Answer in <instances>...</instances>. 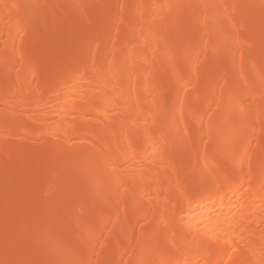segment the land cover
<instances>
[{
    "label": "bare ground",
    "instance_id": "bare-ground-1",
    "mask_svg": "<svg viewBox=\"0 0 264 264\" xmlns=\"http://www.w3.org/2000/svg\"><path fill=\"white\" fill-rule=\"evenodd\" d=\"M11 190L6 264H264V0H0Z\"/></svg>",
    "mask_w": 264,
    "mask_h": 264
},
{
    "label": "rangeland",
    "instance_id": "rangeland-1",
    "mask_svg": "<svg viewBox=\"0 0 264 264\" xmlns=\"http://www.w3.org/2000/svg\"><path fill=\"white\" fill-rule=\"evenodd\" d=\"M167 29L166 30H168V27H166ZM50 41H52L51 39H50ZM211 54H213V53H211ZM216 54V53H215ZM212 56H215L214 54L212 55ZM18 118V117H17ZM105 127V126H104ZM110 128H112V126L111 125H109V126H107V127H105L104 128V130H109ZM33 149H34V152H35V154L38 156V155H42L45 151H44V145L41 143V142H39V141H36V142H34V145H33ZM36 164H32V165H29V166H26L25 168H21V167H17V166H15V165H7L6 166V169H4L5 171H4V175H5V178H6V175L8 174V172L9 171H14L15 170V172H17V174L19 175V177L20 178H22L27 184H29L30 185V183H32V182H34L35 181V183H36V181H37V179H35V178H31V175L36 171ZM73 171H75V170H73ZM72 173V171L70 172V174ZM76 173V172H75ZM87 173H89V172H87ZM70 174H68V177H72V175H70ZM70 175V176H69ZM76 175V174H75ZM87 175V174H86ZM89 176V175H88ZM73 177H74V175H73ZM77 188H79V187H77ZM72 190H73V192H72ZM22 190H20V192L19 191H16V190H11V193L9 194L8 192L7 193H0V201H4V204H3V209L4 210H7L8 208H9V206H11L13 203H15L16 201H22L21 199L22 198H25V197H27L28 196V194H29V192H27V191H23V192H21ZM68 191H69V189H68ZM68 191H66L65 193V195H64V197L65 196H67V197H65L66 199H68V200H72V199H74L75 197H74V195H73V193H76V192H79V189H76V187H74V188H70V191L68 192ZM69 194V195H68ZM76 195V194H75ZM72 196V197H71ZM60 197V196H59ZM71 197V198H70ZM61 198V197H60ZM59 198V199H60ZM58 199V196H57V198L54 200L55 201V204H57V206L55 207V209L53 210V212H51V211H49V213L48 212H43L44 214H45V217H44V215L42 214L41 216H37L36 217V219H35V217H34V219L35 220H38L39 221V219H41L40 220V222H42V221H45V222H48L49 220V222L52 224L51 225V227L53 228L54 227V229H56V228H59L58 226L60 225V223H61V218L59 219L57 216H56V214H57V212L58 211H60V209H61V206L60 205H58L59 203H61V199L59 200ZM37 204V203H36ZM39 204V203H38ZM81 205H83L82 207V209H81ZM37 206V205H36ZM74 206H76V207H74ZM90 206H92V204H90V202H82L80 205H78V204H74L73 205V207L75 208V210H77V212H78V210H79V214L81 213V214H84V213H82V212H84L85 210H87L88 209V207H90ZM57 208V209H56ZM77 208H79V209H77ZM83 209H85V210H83ZM58 210V211H57ZM20 211V212H19ZM56 213H55V212ZM17 214L19 215L18 216V218H19V220H21V222L22 221H29L30 220V218L32 217H28L30 214H25L24 212H23V210H17ZM71 215H72V213H71ZM70 215V216H71ZM47 216V217H46ZM89 217H92L91 215H88V217L87 218H89ZM45 218V219H44ZM37 221V222H38ZM58 221H59V223H58ZM39 222V223H40ZM59 225H58V224ZM54 224V225H53ZM56 224V225H55ZM82 231V230H81ZM60 236V239H61V241H62V239H64V234H62V233H60V234H58V237ZM124 238H127V236H123ZM9 239H11V237H10V234L9 233H5V234H3L2 236H0V242H3L2 240H4V241H6V240H8L9 241ZM25 239H27V238H25ZM89 242V241H88ZM87 244V241H85V240H82L81 242H80V247L81 248H86V246H84V245H86ZM89 244V243H88ZM87 244V247H89V245ZM84 246V247H83ZM36 248H38V246L36 247ZM35 248V251L36 252H38L39 251V248L38 249H36ZM71 248H73V247H68V246H62V243H61V245L59 244V246H56V248H55V250H54V252H52L51 253V255H47V257L50 259V261H51V259L52 260H58L57 258H59L61 255V257L60 258H64L63 256H65L66 257V255H69V254H71L72 253V250H71ZM56 251V252H55ZM56 253V254H55ZM53 254H55V255H53ZM59 254V255H58ZM53 257H55V258H53ZM45 258H46V256H45ZM33 261L34 262H30L31 264H39L40 263V257H35L34 259H33ZM46 261H48L47 260V258L45 259V262ZM47 263H49V262H47ZM0 264H6V261H5V259H2V261L0 262ZM19 264H29V263H19Z\"/></svg>",
    "mask_w": 264,
    "mask_h": 264
}]
</instances>
